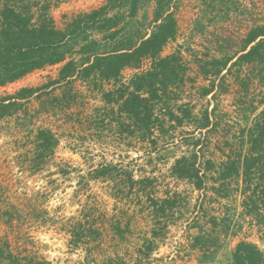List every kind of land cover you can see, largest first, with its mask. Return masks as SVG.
I'll list each match as a JSON object with an SVG mask.
<instances>
[{"label":"rangeland","instance_id":"obj_1","mask_svg":"<svg viewBox=\"0 0 264 264\" xmlns=\"http://www.w3.org/2000/svg\"><path fill=\"white\" fill-rule=\"evenodd\" d=\"M106 2L61 0L52 5L51 15L63 29L76 14ZM156 5L157 0H139L133 17L128 5L113 10L111 15L117 14L125 29L113 43L108 41L109 47L149 34ZM170 9L179 30L162 55L175 53L182 67L180 86L168 99L189 110L180 125L167 120L166 132L156 130L150 141L119 135L103 125L97 128L88 115L104 103L97 90L79 79L1 119L0 264H95L109 257L132 264L151 229L160 236L144 264H232L240 240L264 250V222L243 206V177L222 183L216 169L207 170L210 160L219 164L229 155L242 158L246 153L249 129L264 110V68L258 63L232 66L235 57L218 76L202 73L210 59L240 54L248 31L264 25V0H172ZM91 38L101 40L102 34L92 32ZM82 43L72 41L68 59L79 61L76 51ZM63 64L48 65L0 86V97L25 86L43 87L59 78ZM149 67L150 60H145L140 69H124L122 78L126 82ZM104 87L110 89L113 83ZM207 87L212 88L208 95ZM68 103L71 107L64 108ZM206 114L211 124L199 128ZM40 127L51 128L61 141L51 156L32 166ZM194 151L197 166L205 172L201 189L172 174L175 160ZM101 164L132 170L136 178L150 177L148 192L156 197L167 191L179 193L176 210L153 226L144 198L138 200L134 193L115 198L111 179L92 177ZM113 223L128 224L123 239L115 234ZM197 235L204 237L200 245ZM10 253L12 262L7 258Z\"/></svg>","mask_w":264,"mask_h":264},{"label":"trees","instance_id":"obj_2","mask_svg":"<svg viewBox=\"0 0 264 264\" xmlns=\"http://www.w3.org/2000/svg\"><path fill=\"white\" fill-rule=\"evenodd\" d=\"M61 0H0V86L16 82L37 69L48 65L64 63L60 76L43 87H21L15 93L0 97V121L23 111L32 99L41 100L44 94L54 92L58 86L68 85L73 79H79L97 90L104 106L94 108L88 115V122L95 127L114 128L119 135H131L142 141H150L156 130L166 132L167 120L180 125L189 110L169 102L170 93L176 91L182 80V67L175 53L162 55L166 44L174 39L179 30L178 19L172 11V0H157L154 24L149 34L136 38L128 37L109 47L125 29L119 26L117 14L113 10L129 6V15L135 16L139 0H107L106 4L91 11L76 14L65 26L58 28L51 15V7ZM102 34L101 40L91 38V33ZM72 41H83L79 49V61L70 58ZM220 59L214 57L207 61L210 67H203L204 76H218L231 63L244 65L258 63L264 68V25L248 31L244 44L239 51ZM145 60L150 67L135 72L128 81H124V69H140ZM231 66V67H232ZM113 83L106 89L105 83ZM212 88H205L208 95ZM68 103L64 108H70ZM211 119L205 115L199 128L210 126ZM59 136L51 129L40 127L34 137L32 166L44 162L60 144ZM248 147L241 158L230 156L219 164L209 161V169L217 170L222 183L235 176H242L244 187L243 206L247 214L264 222V110L249 129ZM198 153L183 155L175 160L173 176L190 180L201 189L204 171L197 166ZM93 178H108L114 182L113 196L118 198L134 193L138 200L144 198L148 204L155 225L165 221L168 212L176 210L180 194L167 191L164 197H156L148 192L153 184L150 177L136 178L133 171L118 165L101 164L94 169ZM216 221V219H214ZM82 223L80 222L79 225ZM115 234L124 238L128 224L122 227L113 223ZM91 229V228H90ZM92 230V229H91ZM95 232V231H93ZM150 235H144L142 244L137 247L136 258L132 264H144L156 248L155 240L159 235L151 229ZM202 235L195 236L196 244H201ZM202 246V245H201ZM12 262V254L7 255ZM31 264H34L32 262ZM95 264H127L123 258H105ZM232 264H264V250L256 243L240 240L232 255Z\"/></svg>","mask_w":264,"mask_h":264}]
</instances>
